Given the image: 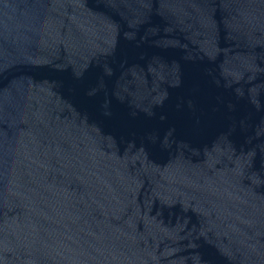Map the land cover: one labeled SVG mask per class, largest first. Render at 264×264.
<instances>
[{
	"label": "water",
	"instance_id": "95a60500",
	"mask_svg": "<svg viewBox=\"0 0 264 264\" xmlns=\"http://www.w3.org/2000/svg\"><path fill=\"white\" fill-rule=\"evenodd\" d=\"M0 264H264V0H0Z\"/></svg>",
	"mask_w": 264,
	"mask_h": 264
}]
</instances>
